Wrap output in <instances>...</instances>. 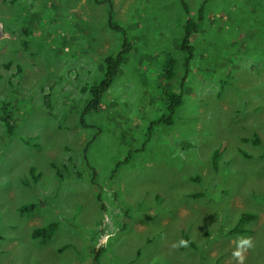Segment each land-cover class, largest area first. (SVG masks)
Listing matches in <instances>:
<instances>
[{"label":"rangeland","instance_id":"obj_1","mask_svg":"<svg viewBox=\"0 0 264 264\" xmlns=\"http://www.w3.org/2000/svg\"><path fill=\"white\" fill-rule=\"evenodd\" d=\"M111 1L0 0V264H264V0Z\"/></svg>","mask_w":264,"mask_h":264},{"label":"trees","instance_id":"obj_2","mask_svg":"<svg viewBox=\"0 0 264 264\" xmlns=\"http://www.w3.org/2000/svg\"><path fill=\"white\" fill-rule=\"evenodd\" d=\"M2 1V0H1ZM104 3H106L108 5L109 8V12H108V26L110 27V29H112L113 31H117L119 33H123L122 27L119 26L118 24H116L114 22V8L112 5V1L111 0H103ZM201 14L203 13V9H201L199 11ZM196 29V24L193 23L192 21L189 20L188 24H187V29L185 31V35L183 37V42L181 45V49L184 50V52H186L188 54V57L186 58V62L188 65V62H190V59L192 58V55L194 53V48L192 45H190V37L193 34V31L195 32ZM132 49V45L129 42H124L122 45V49L121 51L117 54V55H111L108 56L107 58H104V65H105V76L101 79V82L96 86L92 87L90 89V93H91V99L87 102L83 113L81 114V121L84 123L83 117L90 112H96L101 108V105L103 104V97L105 95L106 92L109 91V89L111 88L113 82L115 81L116 77L118 76L119 72H120V68L124 62V58L125 55L128 54V52H130V50ZM6 67H10L9 65H7ZM85 91V89L83 90ZM167 101H168V111H169V115L166 118H163V122L165 124L171 125L173 124V116L176 113V110L178 107H180V105L182 104V97L180 94L178 93H170L167 95ZM4 121L7 122V119H5ZM30 140H26L25 144H30L29 142ZM244 142H248V143H253L254 145H259L261 142V139L259 138V136L257 134H255L253 136V138L249 139V138H245ZM219 157V151L215 152L213 155V161H214V165H216V161ZM55 169H57V167H55ZM35 169H31V175L32 177H34L35 182H37L39 180L40 174H36L35 175ZM100 199V198H99ZM29 207H23L21 209L22 212L26 211ZM255 220V216L254 215H250V214H244L242 215L241 219L239 220V223L236 227L232 228L229 231V234H237V233H243L244 230L242 229V227L246 224L249 223L251 221ZM57 229V224H50L46 227H39L34 229L32 237L36 240H40L43 243H46L48 240H50V238L52 237L54 231ZM185 242L190 244L191 246H194V244H192L190 241H187L185 238ZM102 253V250L99 249L96 254H95V262L96 264L99 263V257L100 254Z\"/></svg>","mask_w":264,"mask_h":264},{"label":"built area","instance_id":"obj_3","mask_svg":"<svg viewBox=\"0 0 264 264\" xmlns=\"http://www.w3.org/2000/svg\"><path fill=\"white\" fill-rule=\"evenodd\" d=\"M0 34H1V27H0Z\"/></svg>","mask_w":264,"mask_h":264},{"label":"clouds","instance_id":"obj_4","mask_svg":"<svg viewBox=\"0 0 264 264\" xmlns=\"http://www.w3.org/2000/svg\"><path fill=\"white\" fill-rule=\"evenodd\" d=\"M181 243H183V241H181Z\"/></svg>","mask_w":264,"mask_h":264},{"label":"crops","instance_id":"obj_5","mask_svg":"<svg viewBox=\"0 0 264 264\" xmlns=\"http://www.w3.org/2000/svg\"><path fill=\"white\" fill-rule=\"evenodd\" d=\"M38 182V181H37Z\"/></svg>","mask_w":264,"mask_h":264}]
</instances>
